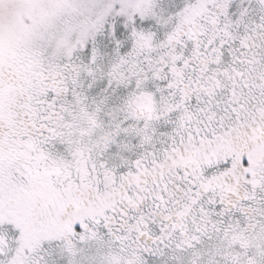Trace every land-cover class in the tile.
<instances>
[{"label": "snow or ice", "instance_id": "snow-or-ice-1", "mask_svg": "<svg viewBox=\"0 0 264 264\" xmlns=\"http://www.w3.org/2000/svg\"><path fill=\"white\" fill-rule=\"evenodd\" d=\"M0 264H264V0H0Z\"/></svg>", "mask_w": 264, "mask_h": 264}]
</instances>
